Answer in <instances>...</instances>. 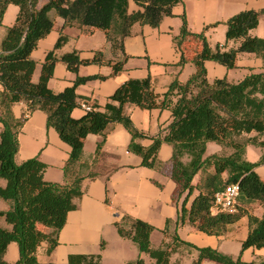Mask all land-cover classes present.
I'll use <instances>...</instances> for the list:
<instances>
[{
    "label": "trees",
    "instance_id": "trees-1",
    "mask_svg": "<svg viewBox=\"0 0 264 264\" xmlns=\"http://www.w3.org/2000/svg\"><path fill=\"white\" fill-rule=\"evenodd\" d=\"M139 9L128 11L129 0H47L37 8L38 0H0V25L5 8L9 3L18 6L13 25L7 27L0 43V199L8 202L6 211L0 210L9 227L0 225V264H53L40 263L36 258V249L42 241L48 242V251L57 244L59 230L63 227L67 213L77 207L76 200L83 194L82 181L85 177L96 178L101 175L88 170L83 162V142L88 134H98L93 162L101 156V145L111 123L122 124L131 134L128 150L141 157V164L149 168L160 169L158 150L162 143L172 147L169 177L176 183L177 192H186L177 216V222L187 221L197 230L211 235H219L230 223L244 215L238 206L234 214H211L210 205L214 194L226 184L238 183L239 197L259 202L261 217L247 214L248 234L241 243V250L248 247L264 248V180L255 171V167L264 163V38L252 36L249 32L259 20V11L241 10L230 16L226 25L225 43L211 47L203 31H189L184 14L181 15L180 32L174 37L176 46L181 50L185 39L193 38L201 43L190 61L195 73L185 82L174 79L167 90L159 95L154 92L149 77L127 79L107 98L102 107L93 104L91 111L82 116H71L77 104L75 88L91 77H77L72 85L60 92L49 89L47 82L53 73L57 60L53 51L46 53L41 63L40 74L36 82L31 81L35 61L30 57L39 39L53 27L49 16L54 11L63 18L65 25L75 24L86 29L99 28L105 31L111 48L119 50L122 58L109 62L112 74L123 69L126 55L123 51V39L131 32L134 23L157 27L164 16L171 15L173 6L183 0H132ZM66 40L60 32L54 47L58 48ZM238 42L236 47L226 49L228 41ZM253 53L262 62V70L250 72L238 82L226 78L208 81L206 60L215 61L227 68L235 67L240 53ZM103 55L96 51L91 59H80L77 52L63 54L60 60L71 72H76L81 64H101ZM187 58L181 51L179 65ZM103 77V76H98ZM23 101L27 106L25 115L16 119L11 114V104ZM132 104L144 109H169L171 121L159 130L156 136L149 137L152 143L144 147L137 139L147 137L132 124L125 111ZM35 109L46 113L47 126L53 127L61 140L70 146L69 156L62 167L63 182H50L43 178L46 165L33 157L17 164L14 156L18 149L17 135L26 119V114ZM254 134H251L253 133ZM229 147L227 155L211 154L203 157L207 142ZM252 144L262 149L256 162L246 159V145ZM184 156L186 161L183 160ZM212 167L204 183L199 187L191 183L193 176L200 170ZM109 171L104 175L107 180ZM226 173L223 178L222 174ZM194 188L199 192L190 206H185L188 196ZM48 227L44 232L38 225ZM118 234L135 243L139 252L148 253L155 264H174L169 261L173 247L163 244L153 249L150 246V233L154 227L149 223L130 216H123L114 222ZM176 241L178 237H173ZM16 242L19 257L12 263L3 259L7 245ZM197 258L192 264H200L204 258L220 264H264V256L258 260L243 261L232 258L210 247H196ZM103 244H101L102 246ZM99 260V255L90 257ZM126 264H146L141 258Z\"/></svg>",
    "mask_w": 264,
    "mask_h": 264
},
{
    "label": "crops",
    "instance_id": "crops-1",
    "mask_svg": "<svg viewBox=\"0 0 264 264\" xmlns=\"http://www.w3.org/2000/svg\"><path fill=\"white\" fill-rule=\"evenodd\" d=\"M47 0H38L37 8ZM139 7L132 1L128 2V11ZM259 11V20L255 28L250 30L252 36L264 38V0H183L172 7L171 15L164 16L157 27L134 23L131 32L123 39V51L126 58L123 69L112 74L109 64L122 58L119 50L111 48L106 33L99 28H83L75 24L65 25L63 18L54 11L49 12L53 19V27L43 38L39 39L30 57L35 61L31 81L36 82L40 74L41 63L47 52L53 51L57 60L53 73L47 85L53 92H60L72 85L77 77H91L76 86L77 104L71 111V116L78 118L85 111L79 107L82 100L102 107L114 90L127 79H142L149 77L155 93L162 95L168 85L177 79L185 82L195 73V66L190 61L194 51L190 53L176 46L174 37L180 32L181 15L184 14L189 31H203L207 43L214 47L217 43H225V21L241 10ZM18 6L9 3L5 8L0 25V43L5 36L7 27L13 25ZM66 37L65 42L55 48V42L60 34ZM187 38L184 41H188ZM183 41V42H184ZM197 50L201 43L196 41ZM238 42L228 41L226 49L236 47ZM76 51L80 59H91L96 51L103 55L102 63H88L78 66L76 72H71L60 60L63 54ZM181 51L187 58L179 65ZM206 77L208 81L216 78H226L230 82H238L250 72L262 70V60L253 53H240L235 67L227 68L215 61L206 60ZM103 76V77H98ZM0 85V91L2 90ZM11 114L19 119L25 115V102L11 104ZM3 109L0 105V114ZM125 111L130 116L133 126L147 137L137 139L144 147L152 143L149 137L156 136L159 130L171 121L169 109H144L129 104ZM47 115L44 111L35 109L26 114L17 135L18 149L14 156L19 164L29 158H37L46 165L43 178L50 182H63V170L70 146L59 137L57 131L47 126ZM2 123L0 122V130ZM251 134H254L251 133ZM101 140L98 134H88L83 142V162L88 170L101 173L96 178L85 177L82 181L83 194L76 200L77 207L67 213L65 223L59 230L57 244L48 251V242L42 241L36 249V258L40 263L53 264H126L128 261L141 258L146 264H155V259L148 253L139 252L137 246L128 238L120 236L114 222L127 215L141 219L154 227L150 233V246L153 249L168 244L173 247L169 261L174 264H192L198 256V251L189 246L210 247L232 258L243 261L258 260L264 256V248L248 247L241 250V243L248 234L247 214L261 217L263 207L259 202L248 201L237 197L238 206L244 215L236 222L226 226L219 235L207 234L197 230L187 221L177 222L186 192L179 194L176 183L169 177L172 147L162 143L158 150V159L163 164L160 169L149 168L141 164V157L128 150L131 134L120 123H111L107 128L101 145V156L93 162L97 142ZM229 147L209 141L203 157L211 154L227 155ZM261 155V149L252 144L246 145L245 157L256 162ZM187 160V159H186ZM112 171L107 180L104 175ZM261 179L264 180V163L255 167ZM212 167L198 171L192 178L193 185L201 186ZM226 177V173L222 174ZM0 185L5 180L0 178ZM194 188L188 196L185 206L188 208L194 196L198 194ZM9 208L7 201L0 199V210ZM0 225L9 227L3 217ZM45 233L48 227H39ZM174 235L178 237L176 241ZM101 244H103L101 246ZM99 255V260L91 256ZM19 257L16 242L7 245L3 255L4 261L12 263ZM200 264H220L204 258Z\"/></svg>",
    "mask_w": 264,
    "mask_h": 264
},
{
    "label": "built area",
    "instance_id": "built-area-1",
    "mask_svg": "<svg viewBox=\"0 0 264 264\" xmlns=\"http://www.w3.org/2000/svg\"><path fill=\"white\" fill-rule=\"evenodd\" d=\"M79 107L85 112L91 111L93 109V104L89 103L87 100H82L79 103ZM239 191V185L235 182L226 184L223 189L217 191L214 194L210 205L211 214H234L237 212V197L239 195Z\"/></svg>",
    "mask_w": 264,
    "mask_h": 264
},
{
    "label": "rangeland",
    "instance_id": "rangeland-1",
    "mask_svg": "<svg viewBox=\"0 0 264 264\" xmlns=\"http://www.w3.org/2000/svg\"><path fill=\"white\" fill-rule=\"evenodd\" d=\"M182 48L186 51H188L190 53V51H195L197 50V44H196V40L191 38L189 39L188 41H184L182 43ZM260 148V147H259ZM261 149V148H260ZM261 152H262V149H261ZM184 161H186V157L184 156L183 158ZM43 225H38V227H41ZM40 229V228H39Z\"/></svg>",
    "mask_w": 264,
    "mask_h": 264
}]
</instances>
